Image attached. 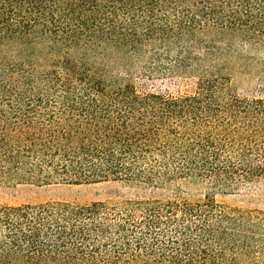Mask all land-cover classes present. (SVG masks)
I'll return each mask as SVG.
<instances>
[{"label":"trees","instance_id":"obj_1","mask_svg":"<svg viewBox=\"0 0 264 264\" xmlns=\"http://www.w3.org/2000/svg\"><path fill=\"white\" fill-rule=\"evenodd\" d=\"M264 0H0V178L228 190L264 174ZM134 74L193 79L139 92ZM0 264H264V211L131 198L0 205Z\"/></svg>","mask_w":264,"mask_h":264},{"label":"rangeland","instance_id":"obj_2","mask_svg":"<svg viewBox=\"0 0 264 264\" xmlns=\"http://www.w3.org/2000/svg\"><path fill=\"white\" fill-rule=\"evenodd\" d=\"M228 72L231 76V87L240 96L264 97V52L245 51L242 57L232 59ZM131 81L139 92L189 93L195 87L193 79L183 81L178 78L147 77L141 74H134ZM207 196L213 197L217 203L231 207L264 211V174L228 190L213 189L208 182L184 178L156 186L123 181L46 184L0 178V205L39 204L49 201L114 203L131 198H177L199 202L204 201Z\"/></svg>","mask_w":264,"mask_h":264}]
</instances>
